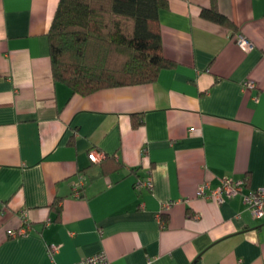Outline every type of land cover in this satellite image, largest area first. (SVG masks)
<instances>
[{
    "label": "crops",
    "instance_id": "1",
    "mask_svg": "<svg viewBox=\"0 0 264 264\" xmlns=\"http://www.w3.org/2000/svg\"><path fill=\"white\" fill-rule=\"evenodd\" d=\"M57 2L0 0V264L99 251L112 264H264V214L241 193L196 195L221 177L244 178L242 191L264 185V0H166L158 21L172 64L87 94L51 75ZM211 5L231 25L201 16ZM92 148L106 156L91 161ZM147 175L152 188H136ZM22 210L29 229L9 237Z\"/></svg>",
    "mask_w": 264,
    "mask_h": 264
},
{
    "label": "trees",
    "instance_id": "2",
    "mask_svg": "<svg viewBox=\"0 0 264 264\" xmlns=\"http://www.w3.org/2000/svg\"><path fill=\"white\" fill-rule=\"evenodd\" d=\"M166 4V0H58L46 31L53 80L81 94L153 81L160 68L172 64L162 53L158 21L159 9ZM200 14L231 25L214 5L202 7Z\"/></svg>",
    "mask_w": 264,
    "mask_h": 264
},
{
    "label": "built area",
    "instance_id": "3",
    "mask_svg": "<svg viewBox=\"0 0 264 264\" xmlns=\"http://www.w3.org/2000/svg\"><path fill=\"white\" fill-rule=\"evenodd\" d=\"M236 41L244 50H249L252 48L253 44L246 37L241 34H236ZM245 86L252 87L254 83L251 80L244 82ZM106 156L103 151L92 148L88 151V158L91 161H97ZM136 188H141L146 186L147 188H152V178L147 175L145 178H137L134 182ZM246 186L244 178H229L221 177L220 183L217 186H211L209 181L204 180L199 183L196 189V195L204 199H210L215 201H222L224 196H234L241 193L242 202L250 213L254 217H260L264 214V185L254 189H246L242 191ZM74 194L79 195V191L74 187ZM175 201L168 200L161 205V209L169 208ZM20 218L22 220V225L16 228H10L7 230V235L9 237L23 236L27 233L29 229V223L26 218V212H20ZM50 219H47L48 222ZM57 250L56 245H50L48 249L49 255H53ZM72 264H112L110 259L103 251L95 252L90 255H86L74 261Z\"/></svg>",
    "mask_w": 264,
    "mask_h": 264
}]
</instances>
